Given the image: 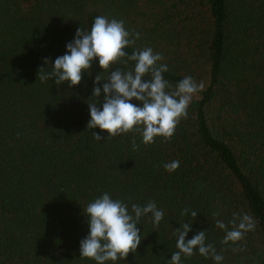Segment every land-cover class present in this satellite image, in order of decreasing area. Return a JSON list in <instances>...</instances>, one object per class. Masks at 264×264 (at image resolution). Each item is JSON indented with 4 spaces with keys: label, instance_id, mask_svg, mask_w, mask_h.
<instances>
[{
    "label": "trees",
    "instance_id": "1",
    "mask_svg": "<svg viewBox=\"0 0 264 264\" xmlns=\"http://www.w3.org/2000/svg\"><path fill=\"white\" fill-rule=\"evenodd\" d=\"M97 16L123 20L130 39L140 34L128 55L162 54L173 88L185 76L204 84L167 143L145 145L135 131L92 137L107 136L86 129L95 76L102 87L109 74L95 59L77 86L41 83L39 68L50 72ZM105 192L129 209L155 201L164 212L158 227L141 218L136 252L105 264H168L191 211L186 240L206 230L220 264H264V0H0V264H97L80 258L79 242L89 231L84 209ZM234 213L255 229L222 244L216 221L232 230ZM194 251L181 264H216Z\"/></svg>",
    "mask_w": 264,
    "mask_h": 264
},
{
    "label": "clouds",
    "instance_id": "2",
    "mask_svg": "<svg viewBox=\"0 0 264 264\" xmlns=\"http://www.w3.org/2000/svg\"><path fill=\"white\" fill-rule=\"evenodd\" d=\"M139 35L136 33L130 39L132 34L125 29L123 20L109 21L104 16H97L90 31L77 28L73 40L65 46V54L55 59L50 72H43V67L39 68L41 83L55 78L56 85L67 82L69 88L79 85L85 73L91 75L89 70L94 59L98 61L102 71L109 72L102 87L96 86L102 80L99 75L95 76L92 102L87 103L90 119L86 129L99 128L107 133L106 137H102L99 133L92 132L96 141L135 131L140 134L145 145L154 143L155 137H162L161 142L167 143L175 134L180 120L187 118V109L193 95L204 90V84H197L191 76H185L173 88L162 75L168 71V66L157 63L163 59L162 54L153 53L151 47L135 50L128 55L124 49L135 44ZM127 61L135 62L133 69L123 71L114 67L117 63ZM44 63L48 64V58H45ZM149 75L150 78L146 79ZM101 94L102 102L97 99ZM133 100L139 101L141 106L132 103ZM98 104L101 106L98 107ZM132 145L135 150V139L132 140ZM179 166L180 161L174 160L165 163L164 169L171 173ZM189 211L185 208L181 215L186 216ZM83 214L89 231L79 242L80 258L94 260L97 264L125 260L129 253L136 252L142 240L137 227L142 217H148L153 227H158L164 218L163 210L157 208L155 201H149L145 206L132 204L129 209L127 204L119 199H112L107 192L89 203ZM196 216L197 212L191 211V221L184 222L180 228L175 229V246L178 251L171 254L168 264H181L182 254L188 258L195 254L194 250H198L205 258L211 256L216 264L223 260V256L216 253L212 244L205 243L206 230H200L186 240ZM237 218L234 213L229 222L232 230H227L224 222L216 221V226L226 231L222 244L230 241L235 244L246 233L255 229V222L250 215L239 217V223Z\"/></svg>",
    "mask_w": 264,
    "mask_h": 264
}]
</instances>
